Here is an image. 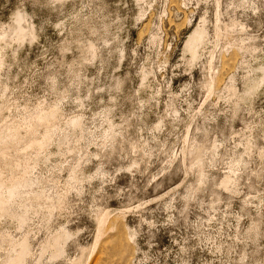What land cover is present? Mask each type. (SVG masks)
I'll use <instances>...</instances> for the list:
<instances>
[{"label": "rangeland", "instance_id": "374dc122", "mask_svg": "<svg viewBox=\"0 0 264 264\" xmlns=\"http://www.w3.org/2000/svg\"><path fill=\"white\" fill-rule=\"evenodd\" d=\"M24 181L0 264H264V0H0Z\"/></svg>", "mask_w": 264, "mask_h": 264}, {"label": "bare ground", "instance_id": "6f19581e", "mask_svg": "<svg viewBox=\"0 0 264 264\" xmlns=\"http://www.w3.org/2000/svg\"><path fill=\"white\" fill-rule=\"evenodd\" d=\"M26 185L27 183L25 181L12 184V186L6 189V196H5V192L2 193L4 189L2 190V186L0 185V210H5L4 208L7 205H9L11 202H13V200L21 193L22 188ZM16 216L21 221L24 219L23 213ZM24 251H25V246L21 248V252L19 256L16 259L12 260L10 264H22L24 258Z\"/></svg>", "mask_w": 264, "mask_h": 264}]
</instances>
